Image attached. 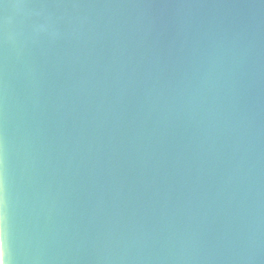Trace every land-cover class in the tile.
<instances>
[{"label": "water", "instance_id": "1", "mask_svg": "<svg viewBox=\"0 0 264 264\" xmlns=\"http://www.w3.org/2000/svg\"><path fill=\"white\" fill-rule=\"evenodd\" d=\"M8 264H264V0H5Z\"/></svg>", "mask_w": 264, "mask_h": 264}, {"label": "snow or ice", "instance_id": "2", "mask_svg": "<svg viewBox=\"0 0 264 264\" xmlns=\"http://www.w3.org/2000/svg\"><path fill=\"white\" fill-rule=\"evenodd\" d=\"M5 0H0V6ZM3 144L0 140V235L6 233V179L4 173ZM0 264H8L6 248L0 251Z\"/></svg>", "mask_w": 264, "mask_h": 264}]
</instances>
